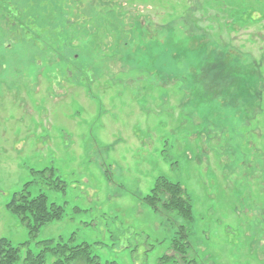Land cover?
<instances>
[{"label":"rangeland","instance_id":"rangeland-1","mask_svg":"<svg viewBox=\"0 0 264 264\" xmlns=\"http://www.w3.org/2000/svg\"><path fill=\"white\" fill-rule=\"evenodd\" d=\"M260 15L264 0H0V239L87 244L99 264H264ZM195 47L228 58L223 78ZM159 177L190 221L144 203ZM27 183L63 209L33 237L6 208Z\"/></svg>","mask_w":264,"mask_h":264},{"label":"trees","instance_id":"trees-1","mask_svg":"<svg viewBox=\"0 0 264 264\" xmlns=\"http://www.w3.org/2000/svg\"><path fill=\"white\" fill-rule=\"evenodd\" d=\"M249 11V9H245L241 11L240 15L250 16ZM263 18L260 15L259 20L262 21ZM194 50L197 53L195 59H197V67H199L196 69L211 72L210 74L213 75L210 79L214 83L219 77L223 78L225 76L222 74L223 67L226 68L227 72L228 67L232 65L228 62V58L216 59L211 57L212 53L207 52V48L195 47ZM221 63H223V66ZM204 77H206L204 74L199 75L200 79ZM59 183L61 184L60 181ZM29 185L30 183L25 184L20 192L14 193L6 208L19 218L20 222L28 229L30 236L33 237L43 225L60 220L63 216V209L54 203L49 204L46 195L43 193L32 197L28 191ZM143 201L155 211L163 209L166 212H175L177 216L186 221H190L192 218L190 198L185 189L179 183L170 182L164 177L157 178L155 185ZM38 245L40 251L34 254L29 250L27 242L18 247H13L7 239L1 238L0 264H15L20 259L21 250H24L22 264H70L79 258H83L86 264H99L97 258L91 256L87 244L71 246L70 243L61 240L57 242L44 240L39 242ZM173 247L174 251L183 258L182 253L185 249L181 247V244H174ZM48 255L52 259L51 262L47 260Z\"/></svg>","mask_w":264,"mask_h":264}]
</instances>
